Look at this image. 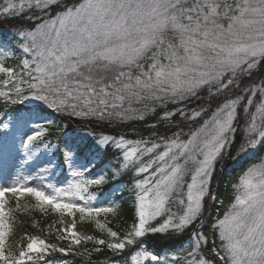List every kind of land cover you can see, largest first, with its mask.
Here are the masks:
<instances>
[{"label":"snow or ice","instance_id":"obj_1","mask_svg":"<svg viewBox=\"0 0 264 264\" xmlns=\"http://www.w3.org/2000/svg\"><path fill=\"white\" fill-rule=\"evenodd\" d=\"M33 7L48 19L13 26L26 56L18 61L19 74L4 62L15 53L0 51V84L8 89L0 91L5 106L31 96L57 112L101 122L144 120L146 112L157 113V106L163 114L160 125H150L155 140L94 136L99 146L119 150L117 163L99 175L90 172L98 166L95 159L105 154L75 146L63 151L74 178L66 188L43 183L48 166L37 174L38 183L17 179L0 185V264H57L55 253L66 256L71 245L82 242L77 213L81 221L117 214L114 202L92 203L97 193L89 187L102 186L124 170L139 177L131 189V229L121 236L97 221L96 227L111 239H96L95 244L113 256L126 254L127 264H264V154L260 166L248 168L234 185L242 192L213 225L211 234L220 245L213 240L209 247L205 235V213L218 196L214 185L219 172L228 161L264 150V0H9L0 15L19 17ZM8 39L0 36V45ZM170 105L183 106L167 111ZM202 116L208 118L188 133L169 127L163 130L171 136L160 133L176 117L197 122ZM9 127L0 122V129ZM37 128L21 143L29 158L46 131ZM85 151L86 163L76 166ZM48 164L55 168L52 161ZM85 173L92 178L79 179ZM9 194L17 200L30 194L45 215L50 209L70 217L56 237L70 246L27 232L10 242L15 222L12 210L6 211ZM149 234L161 239L188 235L183 259L142 249Z\"/></svg>","mask_w":264,"mask_h":264},{"label":"trees","instance_id":"obj_2","mask_svg":"<svg viewBox=\"0 0 264 264\" xmlns=\"http://www.w3.org/2000/svg\"><path fill=\"white\" fill-rule=\"evenodd\" d=\"M26 26V21L24 17H5L0 18V36H8L9 42L16 41V36L14 32V27ZM11 52H14L15 55L8 57L4 62L7 66H13L16 68L17 73L21 72V68L18 64L19 60H23V53L18 49V44L15 42L11 47ZM27 78V77H26ZM25 78V79H26ZM4 79L0 75V80ZM19 82V81H17ZM22 87L26 90V85ZM8 89L0 84V91H7ZM223 103V100L219 101ZM22 100L17 104H9L5 106L2 99H0V112L5 114H20L24 111L29 110L24 105ZM183 105H170L167 107V111H176L178 108ZM195 105H190L193 107ZM152 107V105H150ZM37 114L48 115L47 121H44V126L46 128V133L44 138H47L50 142L57 145L58 151L60 153L59 159L64 163L63 151L65 150L64 144L71 142L75 146H87L93 151H96L97 148L91 145L88 140L86 143H80L76 141L74 133L76 132H88L97 138L101 135H111L119 136L123 135L127 139H139L146 137L148 135H153L156 131L155 129H150V125L157 124L160 125V116L163 114L160 112L159 107L157 106V113L146 112L144 120L138 119H128L125 121L113 120L112 122H101L95 120L85 119L83 117H73L69 116L68 113L57 112L54 109H45L42 107L38 108ZM214 110V107L213 109ZM211 113H209L210 115ZM42 117V116H41ZM206 116H202L201 119L204 120ZM43 119V117L41 118ZM187 124L185 125V130L188 133L190 129H195L199 126L201 122H194L189 120H184ZM53 122L51 124H48ZM183 121L176 117L172 120L171 124L162 126L160 132L162 134H171L172 132H164V127H169L171 125L182 123ZM183 126V125H182ZM177 129L174 128L173 131ZM167 136V135H166ZM95 139V138H94ZM93 139V140H94ZM105 155L95 159V164L98 165L95 168L105 167L110 162V159L114 155V151L111 148L108 150H99ZM103 151V152H102ZM264 154V150L261 152L253 153L250 152L248 155L243 158H239L235 161H228L227 166L221 172H219V180L215 182L214 190L218 193V196L215 200L209 202L207 210L205 213V235L208 236L209 247L212 246V241H215V245L218 247L220 245V240L213 236L212 230L213 225L218 218H222L223 215L229 210L232 203H234V197L238 194V190L234 185H238L240 178L247 171L248 168L258 165L261 160L259 155ZM88 153L85 151L81 155V160L83 156H87ZM85 161V160H84ZM108 167V166H107ZM109 177L111 173L109 172ZM131 180L128 178V175H123L121 179H112L110 178L108 183L102 186H95L96 191L100 188V194L104 195L105 193L113 192L114 186L123 183L124 189L118 190L115 193L117 199L118 212L116 215L111 213L106 219L109 226L116 229L121 234H124L132 226V204L133 197L128 191V187ZM6 211L11 209V214L15 222V235L12 237L10 242H15L18 238L23 235L25 232L39 235L41 238H44L50 242L58 243L64 247H69L70 244L68 241L57 240L56 237L60 234L57 229L62 228L66 224L71 223V218L61 217L58 213H52L48 209L47 215L40 211V208L37 206L36 200L31 197H23L20 200H17L13 195H8ZM17 202L20 205L19 210H17ZM63 219L64 224H61L60 221ZM37 224L38 228L33 229L32 225ZM76 232L82 238L80 245H71L72 250L64 256L61 253H55L60 259L57 261V264H110L112 262H121L124 263L128 261V256L116 254L113 256L111 250H108L105 246L95 244L96 239H111L107 236L106 233L100 232L91 221H81L80 218H76ZM51 233V235H49ZM92 237V240H86L84 237ZM189 240L188 235L174 236L169 239L155 238L153 235L149 234L144 238L143 245H145L152 253L162 254L160 252L164 250H170V252H178L180 255H185L181 248L187 249L189 243H186ZM186 243V244H185ZM165 248V249H164ZM99 249V251H97ZM154 250V251H153ZM218 264H224L222 261H218Z\"/></svg>","mask_w":264,"mask_h":264},{"label":"rangeland","instance_id":"obj_3","mask_svg":"<svg viewBox=\"0 0 264 264\" xmlns=\"http://www.w3.org/2000/svg\"><path fill=\"white\" fill-rule=\"evenodd\" d=\"M8 2L9 0H0V8H2L3 6H6ZM12 2L19 4L20 0H12ZM21 17H24L26 21L25 27H27L29 24L40 23L42 22V20L48 19V16H46L43 11L36 9L35 7H33L32 9L26 8L24 13L21 15ZM0 18H5V16L0 15ZM15 36H16V41L11 43L9 42V40H7L5 44L0 45V51L11 52L10 47L15 42L19 45V43H21L22 41V38L17 36L16 33H15ZM18 49L22 52V50L19 47ZM23 58H26L24 53H23ZM19 73L20 72H18V74ZM23 101L25 103L24 105L29 110L24 111L20 114H12V113L3 114V112H0V122L9 124L10 126L8 130L0 129V185L7 186L17 179H20L21 182H23V179H28L29 184L38 183L39 177L37 174L40 172L42 168L48 166L50 168V172L46 177H44L43 183L45 185H53L59 188H66L68 184L73 182L74 178L71 176L69 165L66 163L60 162V159H59L60 153L55 143H51L47 138H44V135H43V137L40 140L36 141V144L33 146V155L31 158H29L25 150L21 147V143L23 140H26L28 136L33 135L39 130L37 128V125H42L45 128L44 121L49 120L48 115H41L43 117V119H41L42 117L39 114H37V110H39L38 108L42 107L45 109H50V107L47 104H45L43 101L37 100L31 96H29L26 99H23ZM207 118L208 116H206L204 119H207ZM202 121L203 119L199 118L198 122L202 123ZM186 124L187 123L183 121L182 123L171 125L169 126V128H171L172 131L174 130V128H176L177 130H179V128H182L183 132L187 133L185 130ZM171 134L169 135L163 134V135L171 136ZM74 137L76 138V141L80 143H86L88 140H90L89 142L91 143V145L99 150H105V149L108 150V148H111L114 151V155L112 156V158L110 159V162L107 165L108 167L105 166L102 168L101 167L92 168L90 172L91 176L94 177L96 175L101 174L104 171H108L112 165H115L117 163V157H118L119 150H117L114 146H111V145L107 147L99 146L96 140L94 138H91L92 135H90V133L88 132H76L74 133ZM98 138H100V136L97 137V139ZM140 139L155 140L157 139V137L156 135L151 134L146 137H142L139 139H132V140H140ZM47 143H50L51 147H48ZM64 147L65 149L68 147H75V144L72 145L71 142H68L64 144ZM49 161H52L55 164L54 169L51 168V166L48 164ZM85 163L86 162L81 159H78L76 162H74L76 166H83ZM260 164L261 162L258 165L253 166V167H259ZM123 175H128V178L131 180L129 187H128V191L130 192L132 196L131 189L133 187L134 181L138 179L139 177L136 176L134 171H128V170H124ZM123 175L116 176L112 179L114 180L121 179ZM91 176H89L88 173H85L84 176L80 177L79 179H89V178H92ZM113 188H114L113 192H110L107 194L105 193L104 195H101L100 192L96 191L95 185L90 186L89 192L97 193V200L92 203H95L96 206H107L106 205L107 203L114 202L117 205V199L115 197V193L118 190L120 191L124 189V184L119 183L115 185ZM241 192H242V189L238 191V194H240ZM26 196L35 199V197H32L30 194H25L23 196H20L19 200ZM81 203H84V202H81ZM230 209L231 207L229 208V210ZM173 210L175 211V207L173 208ZM110 214L111 213H100L98 216H93L91 219H85L84 221L93 222L95 227H96V222L99 221L100 223L105 224L106 229L111 228L112 230L117 231L113 227L109 226V224L107 223L106 218ZM76 218H80L79 213L76 214ZM97 229L100 232H102L99 228ZM103 232L107 234L106 231H103ZM120 235L122 236L123 234L120 233ZM189 242L190 241L188 240L186 243H189ZM141 248L144 250H147L148 252L150 251L145 245H141ZM160 253H162V254H159L161 257L167 256L169 259H171L172 256H179L181 257V259H183L184 257V255H180L178 254V252H170V250H164ZM135 255L136 253L132 252V256H135ZM127 259L129 260L130 257L128 256ZM110 264H127V263L112 262ZM145 264H152V262L150 260L145 261Z\"/></svg>","mask_w":264,"mask_h":264}]
</instances>
